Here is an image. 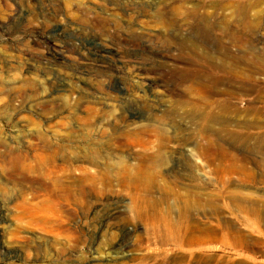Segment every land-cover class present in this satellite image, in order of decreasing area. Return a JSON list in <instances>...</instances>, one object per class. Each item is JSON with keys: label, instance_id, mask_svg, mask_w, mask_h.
<instances>
[{"label": "rangeland", "instance_id": "1", "mask_svg": "<svg viewBox=\"0 0 264 264\" xmlns=\"http://www.w3.org/2000/svg\"><path fill=\"white\" fill-rule=\"evenodd\" d=\"M242 1L259 2L250 10V14L257 10L260 13L259 19L249 20L255 32L240 25L241 16L236 10L243 5ZM181 3L186 7L201 3L221 5L215 16L227 18L232 36L240 42L230 44L225 66L193 69L183 61L177 63V67L170 64L158 70L153 68L158 66L160 52H163L158 38L166 32L163 20L159 19L167 22L177 18L181 22L183 16L179 10L176 12ZM182 34L190 39L193 37L185 27ZM212 38L217 44L221 41L217 30H213ZM197 41L199 51L196 55L182 53L181 57L174 47L171 55H164L201 58L207 48L202 47L205 44L201 40ZM211 47L209 57L220 61L219 47L214 44ZM242 57L253 64L242 61ZM140 58H149L148 69L141 67ZM263 58L264 0H0V130L12 145L25 143L34 132V126L28 124L32 120L38 130L54 142L53 138L63 136L68 127L78 125L88 114L87 106L91 105L109 115L104 120L110 121L108 126L123 128L111 120L112 117L134 121L128 124L144 130L151 149L158 147L164 136L171 137L168 155L172 163L168 166L183 169L176 163L182 162L187 150L206 144L196 116L215 115L222 117V121L228 120L226 132L246 134L250 142L237 144L226 139L223 133L218 139L215 135L219 125L214 124L210 125L213 147L218 142L226 153L237 155L239 161L246 151L245 146H257L262 149L264 158V67L256 66L257 60L264 61ZM205 74L216 82L209 83L212 94L206 102L193 79H181ZM243 85L251 88L242 89ZM17 92L22 94V99L16 97L12 106L7 105V99ZM219 100L224 101L223 105L212 107L211 103ZM42 102L46 105L38 106ZM242 122L256 123V127L242 128ZM102 144V159L98 164L90 166L76 162L75 165L99 175L115 171L117 158L129 157L127 152L120 153ZM198 160L202 178L211 182L209 188L200 185V191L218 192L220 186L215 175L212 176L213 165L206 163L200 153ZM4 168V160L0 157V264H87L93 249L102 257L107 254L104 260L111 259L107 245L116 243L122 234L128 237L131 246L147 237L145 227L138 221L122 230L112 225L108 228L109 236L99 235L88 222L79 221L69 223L61 232L44 231L16 208L19 187L6 179ZM256 186L264 194V179L249 189L254 190ZM113 199L129 202L128 196ZM224 215L219 218L225 220L231 216ZM237 226L246 235L258 237L261 247L235 251L214 243V255L218 259L221 257L219 264H229L226 259L230 258L233 260L230 264H264V217L254 226ZM68 229L82 240L67 237L70 236Z\"/></svg>", "mask_w": 264, "mask_h": 264}, {"label": "bare ground", "instance_id": "2", "mask_svg": "<svg viewBox=\"0 0 264 264\" xmlns=\"http://www.w3.org/2000/svg\"><path fill=\"white\" fill-rule=\"evenodd\" d=\"M242 3L243 5L236 10L241 16L240 25L245 30L255 32L256 28L250 27L249 20L259 19L260 13L257 10L250 14V10L259 2ZM209 7H212L211 11L208 10ZM220 7V4L204 3L186 7L181 3L176 9V12L179 10L183 16L181 22L177 18L167 22L160 18V22L162 20L164 22L166 32L162 33L158 42L159 47L164 50L161 48L163 51L160 52L161 61L153 68L158 70L170 64L177 67V63L183 61L186 66L193 69L225 66L228 62L230 44L240 42L232 36L227 18L215 16ZM183 27L192 32V39L182 34ZM213 30H217L220 35L221 41L218 44L212 38ZM197 40H201L205 44L202 47L207 48L204 56L181 59L182 53L188 56L199 51ZM212 44L219 47L222 57L218 62L209 57ZM172 47L181 57L178 55L170 57ZM169 53V56L164 55ZM240 59L249 62L244 57ZM140 60L141 67L148 69L149 58ZM257 61L258 68L264 67V61L260 59ZM181 79H193L203 93L204 102L212 94L209 83H216L209 74ZM250 88V85L242 86V89ZM16 97L22 99V94L15 93V96L7 99L6 104L12 106ZM223 103L224 101L219 100L211 104L214 107L217 104L222 106ZM44 105L46 102L38 104L40 107ZM87 107V116L80 119V123L75 127H68L63 136L53 138L54 142L51 137L38 130V126L32 120H29L28 124L34 126V132L25 143L12 145L0 130V157L4 160V173L8 181L19 187L15 196L16 208L26 216V219L48 232L66 230V226L73 221L88 222L99 235L105 236L110 235H107L108 228L110 229L112 225L122 230L125 226L138 221L145 227L147 237L140 239L136 237L138 240L131 246L128 237L125 238L122 234L116 243L107 245L106 251H109L111 259L104 260L107 254L103 255V259L97 250L93 249L91 253L93 256L87 264H219L218 260L221 257L218 259L214 255L216 252L214 243L235 251L257 250L261 245L260 239L246 235L237 225L254 226L264 217V194L258 190V186L254 190L249 189L264 179L262 149L257 146H245L246 151L238 161L237 155L235 157L231 155L232 152L226 153L218 142L213 147L215 142L212 143L210 125H219V131H216L215 135L218 139L219 134L223 133L226 139L237 144L246 145L250 142H247L246 134H238L239 132L236 133L234 130L226 132L228 120L222 121L220 116L197 115L196 119L201 126L200 134L206 144L202 148L193 147L187 150L182 162L176 163L183 169L177 166L169 168L168 144L172 140L171 137L164 136L158 147L151 149L144 130L131 128L128 124H133L134 121L125 117H112L111 120L123 125V128L108 126L107 123L110 121L104 120L109 115L101 113L91 105ZM241 127H256V123L242 122ZM102 143L114 151L127 152L129 157L117 158L115 171L111 173L105 171L99 175L81 165H75L76 162L90 166L98 164L102 159L100 149ZM199 153L205 158L206 163L213 165L212 176L215 175V181L220 186L218 192L200 191L202 187L200 185L209 188L211 182L202 178ZM119 196H128L129 202L123 203L113 199ZM226 213L231 216L221 220L219 216L225 217ZM67 231L70 235L67 237L82 240L72 229ZM99 258L105 262H102V259L97 260ZM232 261L231 258L226 259L229 264L233 263Z\"/></svg>", "mask_w": 264, "mask_h": 264}]
</instances>
